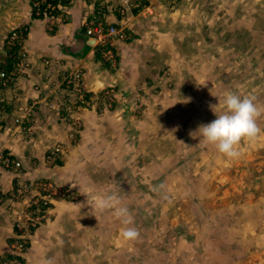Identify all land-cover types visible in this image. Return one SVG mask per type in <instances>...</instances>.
Listing matches in <instances>:
<instances>
[{
    "label": "rangeland",
    "instance_id": "374dc122",
    "mask_svg": "<svg viewBox=\"0 0 264 264\" xmlns=\"http://www.w3.org/2000/svg\"><path fill=\"white\" fill-rule=\"evenodd\" d=\"M147 4L152 5V13L143 17L138 12ZM123 5L121 0L117 3V7ZM128 8H123L125 14L138 8L132 12L139 18L133 27L146 34L147 50L144 64L135 68L136 79L133 78L141 91L119 97L127 98V103L132 100L133 105H138L139 99L147 100L133 110V115L146 120L144 128H154L149 144L146 140L139 143L149 148V162H154L155 169L149 166L130 174L128 182L137 194L124 204L130 210L138 207L133 211V226L140 237L136 241L123 239L121 264L136 260L141 264L142 259L156 264H264V138L243 143L240 158L228 159L214 146L199 145V139L189 135L199 125L217 118L209 105H218V99L222 100L227 91L241 97L254 96L255 103L264 108V0H131ZM134 39L129 32L124 41L131 43ZM5 41L1 35L0 64L10 73L24 60L17 55L9 57ZM16 50L19 52V47ZM154 64L156 73L151 72ZM118 65L105 67L116 70ZM108 86L123 90L115 83ZM124 86L128 88V82L124 81ZM104 88L96 93L84 90L98 94ZM189 98L191 102L185 103ZM102 103L96 97L91 108ZM81 109L88 108H70V115H64L69 123L70 145L79 139L77 130L82 123H70L79 118L77 112ZM258 125L264 131V114ZM56 145H61L62 150L52 160L60 163L66 146L63 142L53 144ZM138 157L141 160L146 155ZM160 184L165 185L167 200L153 191ZM56 185L66 197L55 199L70 201L72 217L79 209L71 205L82 198L73 187ZM50 206L41 223L48 219ZM113 222L114 218L104 221L94 215L84 220L83 226L96 229ZM98 236L96 231L85 235L87 242L70 247V253L82 259L94 253ZM74 261L70 258V264ZM84 262L97 263L96 258Z\"/></svg>",
    "mask_w": 264,
    "mask_h": 264
},
{
    "label": "crops",
    "instance_id": "0c3cea01",
    "mask_svg": "<svg viewBox=\"0 0 264 264\" xmlns=\"http://www.w3.org/2000/svg\"><path fill=\"white\" fill-rule=\"evenodd\" d=\"M104 1L103 5H108L100 14L104 21L125 24L135 37L131 43L114 42L119 62L116 70L105 67L97 48L84 33L83 21L97 16L99 1L70 0L68 16L46 20L31 16V0H0V37L4 35L6 38L12 30H17L22 36L19 50L25 52L24 60L27 62V66L10 73L6 66L0 64V70H5L10 76L7 86L0 83V150L10 153L22 166V173L20 170L17 175L0 166V191L5 193L22 181L48 178L58 185L73 187L82 198L71 205L79 209L72 217L70 201H51L48 219L25 236L28 244L23 252L24 264H70V258L75 259L72 264H86L88 262L84 259L87 258H96L97 263L91 264H121L125 246L120 236L123 225L110 211L96 209V198L104 192H116L126 203L130 196L137 194V189L128 182L131 172L149 166L151 170L155 169L154 162H149V148L144 149L139 143L146 140L148 145L149 134L154 128L149 125L150 122H147L150 127L144 128L146 120L133 115V110L147 100L139 99L138 105H133L132 100L127 103V98L119 97L124 93L141 91L133 78L136 79L135 68L144 64L147 36L133 27L139 18L132 12H137L138 8L121 15L117 11L120 0H107L109 4ZM155 67L154 64L152 73H156ZM72 69L83 72L86 91L96 93L113 83L121 85L123 90L118 91L116 103L111 109H106L102 103L95 109L78 110L77 116L82 123L77 130L79 139L70 145L67 137L69 123L64 117L70 113L62 108L63 97L55 91V87L62 75ZM124 81L128 82V88L124 86ZM36 100L40 102L32 108L30 104ZM50 104L52 108H48ZM128 111L129 114L126 113ZM17 117L27 119L28 123L19 128L14 121ZM56 142H63L66 146L60 163L48 159L49 149ZM139 154L146 155V158L139 160ZM69 170L73 171V176H70ZM107 171L110 175L105 173ZM27 207L23 202L4 201L0 204V258L10 256L9 243L16 235L14 221L30 217L31 209ZM137 208L135 205L132 213ZM94 215L104 221L114 218V222L98 229L83 226L84 220L88 221ZM90 230L91 233L96 231L100 237L99 243L94 245V253L83 256V259L76 253H70V247L87 242L84 236H89ZM136 248L138 251L139 244ZM142 260L141 264H156L149 259ZM133 264H138V261Z\"/></svg>",
    "mask_w": 264,
    "mask_h": 264
},
{
    "label": "built area",
    "instance_id": "2783aa9c",
    "mask_svg": "<svg viewBox=\"0 0 264 264\" xmlns=\"http://www.w3.org/2000/svg\"><path fill=\"white\" fill-rule=\"evenodd\" d=\"M123 6L117 9L118 13L125 15L124 9H128L131 5V0H121ZM32 17L41 19H55L57 16L65 18L69 15L70 0H31ZM100 7L97 11V16H90L83 21L84 33L93 42V46L97 48L100 55V60L109 68H114L118 65V55L114 48V42L124 41L129 35L127 26L122 23H108L101 17V11L106 9L103 3H99ZM152 13V5L147 4L143 6L138 14L145 17ZM6 39L7 54L9 57L17 55L20 60H24L25 52H17L16 48L19 47L22 36L17 30H12ZM6 54V57L8 55ZM18 59V60H19ZM48 63V60H45ZM27 66L24 60L22 66H18L17 70ZM10 81V76L7 75L5 70H0V83L2 86H7ZM55 91L62 95L63 105L69 111L70 108L77 109L84 105L87 108L92 107L95 98H100L105 105L106 109L114 107L118 90L114 86H107L100 93L92 94L86 92L83 87V72L80 69H72L65 72L60 82L56 85ZM40 102V100L33 101L30 106L33 108ZM51 105V104H50ZM3 109V108H2ZM15 123L19 128H23L28 120L15 118ZM81 120L77 117L73 119L71 125H80ZM79 127V126H78ZM62 150L61 145L53 146L49 151V159H53L55 154ZM0 166L6 170H10L14 174H19L22 169L21 162L15 159L10 153L0 150ZM63 189L57 187L52 181L48 179H36L32 182L22 181L13 187V189L3 193L0 191V204L4 201L12 202H25L30 210L29 218L16 219L14 221V228L16 235L10 242L11 253L9 257L0 258V264H24L23 251L28 243L25 237L32 229L36 228L40 223L45 211L50 205L51 201L56 197H66ZM31 195V196H29ZM42 208H46L42 210Z\"/></svg>",
    "mask_w": 264,
    "mask_h": 264
},
{
    "label": "clouds",
    "instance_id": "9594fccd",
    "mask_svg": "<svg viewBox=\"0 0 264 264\" xmlns=\"http://www.w3.org/2000/svg\"><path fill=\"white\" fill-rule=\"evenodd\" d=\"M255 99L251 95L241 97L232 91L225 92L223 99H218V105H209V109L217 118L208 124L199 125L189 135L193 139H199V145L214 146L228 159H239L242 155L243 143H255L264 138V131L258 125L259 118L264 114V108L258 106ZM185 101V103L191 102L190 98ZM173 131H178V128ZM153 191L160 194L163 199H168L164 184L154 186ZM95 208L100 211H110L123 225L120 236L124 240L136 241L139 239L140 233L133 226L135 223L133 213L123 203L118 193L99 194L96 198Z\"/></svg>",
    "mask_w": 264,
    "mask_h": 264
},
{
    "label": "trees",
    "instance_id": "16d2710c",
    "mask_svg": "<svg viewBox=\"0 0 264 264\" xmlns=\"http://www.w3.org/2000/svg\"><path fill=\"white\" fill-rule=\"evenodd\" d=\"M23 260V259H22Z\"/></svg>",
    "mask_w": 264,
    "mask_h": 264
}]
</instances>
